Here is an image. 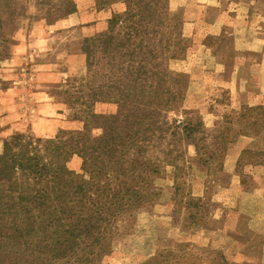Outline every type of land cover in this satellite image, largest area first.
<instances>
[{"label":"rangeland","instance_id":"obj_1","mask_svg":"<svg viewBox=\"0 0 264 264\" xmlns=\"http://www.w3.org/2000/svg\"><path fill=\"white\" fill-rule=\"evenodd\" d=\"M125 11L120 0L9 4L8 25L0 24L9 38L0 53V154L14 136L64 141L83 131L89 89L138 65L108 68L97 42ZM166 16L157 51L167 57L157 71L185 76V87L144 153L158 167L154 190L110 228L98 256L86 258L82 243L51 264H264V0H166ZM173 89L166 83L160 93ZM118 111L113 102L91 109ZM181 123L194 130L190 137ZM90 131L102 133L92 123ZM83 162L74 154L66 167L81 174ZM25 243L3 241L0 264L45 258L23 252Z\"/></svg>","mask_w":264,"mask_h":264},{"label":"trees","instance_id":"obj_2","mask_svg":"<svg viewBox=\"0 0 264 264\" xmlns=\"http://www.w3.org/2000/svg\"><path fill=\"white\" fill-rule=\"evenodd\" d=\"M12 1L0 0L2 25H8ZM120 1L126 4L125 13L114 16L109 32L97 42L104 43L108 68L135 61L138 65L121 74L111 73L96 90L89 89L85 95L89 106L85 107L90 111L82 112L84 129L68 140L18 135L4 141L0 154V248L3 241L22 246L26 240L23 252L45 256L35 262L20 256V264H51L69 258L82 243L87 245L86 258L98 256L106 247L110 228L141 203L144 193L154 190L150 175H156L158 167L146 163L144 153L160 139L163 112L181 103L185 76L177 79L157 71L155 62L160 59L163 63L167 57L157 51L169 22L166 0ZM8 42L9 38L0 36V53ZM166 83L174 89L161 95L160 88ZM97 102L116 103L119 111L109 116L94 114L91 109ZM90 123L98 125L100 136L90 135ZM181 126L187 138L194 132L183 123ZM74 154L84 159L81 174L66 167ZM46 258L48 263H43Z\"/></svg>","mask_w":264,"mask_h":264},{"label":"crops","instance_id":"obj_3","mask_svg":"<svg viewBox=\"0 0 264 264\" xmlns=\"http://www.w3.org/2000/svg\"><path fill=\"white\" fill-rule=\"evenodd\" d=\"M71 20L74 21V18H71L70 21H71ZM19 49H21V52H23V51H25L24 49H26V48L23 47V46H20ZM25 52H26V51H25Z\"/></svg>","mask_w":264,"mask_h":264}]
</instances>
